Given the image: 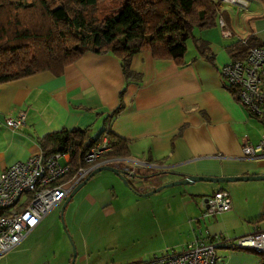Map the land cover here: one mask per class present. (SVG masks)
I'll return each instance as SVG.
<instances>
[{
    "label": "crops",
    "instance_id": "obj_1",
    "mask_svg": "<svg viewBox=\"0 0 264 264\" xmlns=\"http://www.w3.org/2000/svg\"><path fill=\"white\" fill-rule=\"evenodd\" d=\"M223 13L225 17L220 16ZM221 21L227 23L232 37L223 35ZM194 37L203 43L206 56L198 50L188 57V50L184 67L173 60H156L150 51L134 55L131 71L142 77L140 82L128 83L120 60L112 54L87 53L60 76L43 72L0 85V167L39 155L38 141L54 132L89 129L100 133L109 128L130 142L131 156L124 168L144 183L159 177L153 188L190 176H264V156L243 157L246 145L260 143L264 122L241 106L221 75V67L232 60L228 47L250 37L264 44V0H251L245 10L220 4L216 27ZM118 108H122L120 114L110 119ZM20 113L26 115L25 125L16 132L6 127V120ZM190 186L176 193L192 201L189 208L183 207L191 226L184 231V241L169 236L165 246L149 252L156 256L148 261L214 238L219 242L217 264H260V255L238 248L236 239L264 230V181ZM87 187L75 220L86 205L90 208L87 221L101 209H111L117 189L124 188L127 198L131 197L121 181L109 174ZM220 190L230 194L231 210L205 216L202 200ZM142 257H133L137 260L130 264L148 262Z\"/></svg>",
    "mask_w": 264,
    "mask_h": 264
},
{
    "label": "trees",
    "instance_id": "obj_2",
    "mask_svg": "<svg viewBox=\"0 0 264 264\" xmlns=\"http://www.w3.org/2000/svg\"><path fill=\"white\" fill-rule=\"evenodd\" d=\"M219 5L217 0H0V85L43 72L60 76L87 53L117 57L128 83L142 80L131 71V61L143 51H150L156 60H173L184 67L189 39L205 54L194 31L216 27ZM262 45L250 37L228 51L232 60H238L250 48ZM121 110L116 109L110 119ZM90 132H54L38 141L41 153L45 158L69 154L70 172L64 180H70L81 168L93 165L86 155L106 136L109 144L100 160L112 161L107 166L129 174L124 167L131 156L130 142L109 128L96 139L90 138ZM129 184L136 192L132 180ZM260 257L264 264V255Z\"/></svg>",
    "mask_w": 264,
    "mask_h": 264
},
{
    "label": "built area",
    "instance_id": "obj_3",
    "mask_svg": "<svg viewBox=\"0 0 264 264\" xmlns=\"http://www.w3.org/2000/svg\"><path fill=\"white\" fill-rule=\"evenodd\" d=\"M251 0H222L245 10ZM221 3V4H223ZM223 35L232 37L223 21ZM221 75L241 106L253 117L264 122V45L250 48L243 59L230 60L221 67ZM26 123L25 113L7 119L6 127L18 131ZM109 139L105 136L86 155L88 168H81L70 180L69 154H54L45 158L42 153L26 162L9 168L0 167V258L9 254L40 225L53 209L61 205L89 174L112 161H101ZM264 156V137L256 146L246 145L243 157ZM134 174L130 175L132 179ZM203 214L225 213L231 210L230 194L220 190L213 197L202 200ZM218 240L195 242L181 253L157 257L144 264H217ZM237 247L264 255V230L236 239Z\"/></svg>",
    "mask_w": 264,
    "mask_h": 264
},
{
    "label": "rangeland",
    "instance_id": "obj_4",
    "mask_svg": "<svg viewBox=\"0 0 264 264\" xmlns=\"http://www.w3.org/2000/svg\"><path fill=\"white\" fill-rule=\"evenodd\" d=\"M219 2L223 3L222 0ZM201 31L195 29L194 35L201 37ZM192 41H188V57L198 54ZM98 136V132H90L91 139ZM105 174L121 181L113 173L103 171L95 174L89 183ZM159 179L153 177L150 183H144L140 178H134L136 192L121 181L130 191V198L123 192L124 188L117 189L111 209H101L87 221L85 217L90 208L86 205L75 220L84 193L91 187H87L88 183L65 209V201L53 209L20 246L0 258V264H71L73 244L77 251L75 264H130L138 255H143V261L154 258L156 255L151 257L149 252L165 246L169 236L184 241V231L191 228L183 207L189 208L192 201L184 193L176 194L190 185L167 188L149 197L141 196L160 188H153ZM151 234L157 236L152 239Z\"/></svg>",
    "mask_w": 264,
    "mask_h": 264
},
{
    "label": "water",
    "instance_id": "obj_5",
    "mask_svg": "<svg viewBox=\"0 0 264 264\" xmlns=\"http://www.w3.org/2000/svg\"><path fill=\"white\" fill-rule=\"evenodd\" d=\"M103 171H109L113 174H115L117 177H119L121 179V181L124 183V185H126L127 187L130 188V184L129 182L132 180L133 178H135L134 176L132 177V179L129 181L130 175L124 171H121L115 167L112 166H102L99 167L98 169L94 170L83 182H81L73 191L72 193L69 195V197L67 198V200L65 201L64 204V209L67 207V205L70 203V201L75 197V195L81 190L83 189L88 182L91 180V178L100 172ZM128 174V175H127ZM246 181H264V176H258V177H232V178H209V177H187L186 179L180 180V181H176L173 182L171 184L162 186L156 190H154L153 192L141 195L143 197H149L152 196L154 194L159 193L160 191L167 189V188H171V187H175V186H182V185H191V184H195L198 182H207V183H220V184H224V183H232V182H246ZM77 258V251L76 248L74 247L73 244V258L71 261V264H75Z\"/></svg>",
    "mask_w": 264,
    "mask_h": 264
}]
</instances>
